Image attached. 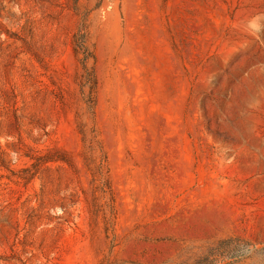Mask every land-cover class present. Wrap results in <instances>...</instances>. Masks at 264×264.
Masks as SVG:
<instances>
[{"label": "rangeland", "instance_id": "obj_1", "mask_svg": "<svg viewBox=\"0 0 264 264\" xmlns=\"http://www.w3.org/2000/svg\"><path fill=\"white\" fill-rule=\"evenodd\" d=\"M0 264H264V0H0Z\"/></svg>", "mask_w": 264, "mask_h": 264}, {"label": "trees", "instance_id": "obj_2", "mask_svg": "<svg viewBox=\"0 0 264 264\" xmlns=\"http://www.w3.org/2000/svg\"><path fill=\"white\" fill-rule=\"evenodd\" d=\"M74 51L76 54H81L82 58L80 62L82 64L83 69L86 70V63L88 59H93V55L89 52L85 44V36L82 31L75 35ZM87 80H90L92 82V85H95V76L93 70L87 72Z\"/></svg>", "mask_w": 264, "mask_h": 264}]
</instances>
